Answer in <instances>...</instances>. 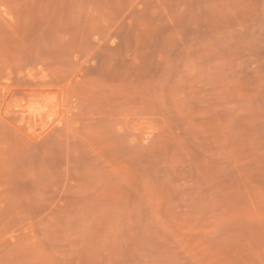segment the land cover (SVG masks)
<instances>
[{
  "label": "rangeland",
  "instance_id": "rangeland-1",
  "mask_svg": "<svg viewBox=\"0 0 264 264\" xmlns=\"http://www.w3.org/2000/svg\"><path fill=\"white\" fill-rule=\"evenodd\" d=\"M0 264H264V0H0Z\"/></svg>",
  "mask_w": 264,
  "mask_h": 264
}]
</instances>
